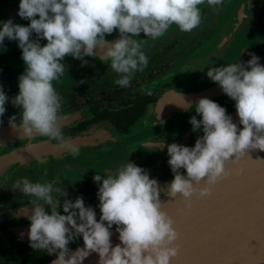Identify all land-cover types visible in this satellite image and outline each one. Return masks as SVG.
I'll return each instance as SVG.
<instances>
[{
    "label": "clouds",
    "instance_id": "1",
    "mask_svg": "<svg viewBox=\"0 0 264 264\" xmlns=\"http://www.w3.org/2000/svg\"><path fill=\"white\" fill-rule=\"evenodd\" d=\"M205 3L215 7L223 0H20L18 16L30 23L22 25L11 18L0 21V47L5 38L16 41L25 65L18 78V94L10 98L0 84V123L10 100L20 109L19 124L17 115L8 120L14 130L29 137H47L73 156L79 155V148L63 134L62 99L53 83L66 71L65 58L86 64V57L95 58L97 48L103 49V59L110 61L111 71L117 74L114 83L127 88L148 63L141 40L134 37L144 33L156 39L172 25L191 32L201 24L199 6ZM117 30L119 38L109 42L106 35ZM41 40L47 42L42 45ZM250 56L247 61L208 68L206 73L235 102L242 127L224 106L208 97L199 98L193 105L196 115L189 120L194 132H202L195 145H160L167 147L174 176L163 188L129 160L106 176L96 174L97 220L96 210L86 206L82 195L69 199L66 191L54 186L56 181L17 178L11 190L33 197L27 217L30 247L53 256L52 264H84L93 253L98 254V264H171L178 254L175 242L180 234L162 207L161 193L182 196L190 206L194 194L210 196L212 186L230 175L228 163L252 150L264 151V64L255 53ZM202 181L205 186L198 188ZM53 192H62V204L60 197L54 203ZM113 226L120 241L115 245ZM81 237L83 246L71 249L70 243Z\"/></svg>",
    "mask_w": 264,
    "mask_h": 264
},
{
    "label": "flooded vegetation",
    "instance_id": "2",
    "mask_svg": "<svg viewBox=\"0 0 264 264\" xmlns=\"http://www.w3.org/2000/svg\"><path fill=\"white\" fill-rule=\"evenodd\" d=\"M199 7L201 24L191 32H181L176 25H172L165 35L156 39L148 38L144 33L134 37L141 40V47L148 57V63L142 71L134 74L127 88L114 83L117 74L111 71L110 61L103 59V49L97 48L95 58L86 57V64L74 58L69 62L65 59L66 67L74 68L75 71L68 73L70 81L61 84L57 89L58 93L66 90L60 96L62 105L65 103L69 106L68 109H61L60 116L72 114L71 121L62 122L63 134L68 139L95 125L104 123L108 125L112 138L78 147L79 155L89 148L104 150L102 160L98 164L88 163L86 161L88 158L82 161L81 155L73 156L70 151L62 154H42L28 161H15L7 170L0 173V180L8 173L15 176L19 174L33 182L56 181L54 186L61 189L68 181L75 185L71 189L77 188L78 183L88 181L93 187L92 191L80 195L83 197L97 195L94 188L99 185L94 183L93 177L96 174L106 176L108 171H115L126 163L125 152L133 154L132 157L137 156V160L143 162L145 158L141 154L145 150H149L148 154L151 156L155 155L154 150L167 152V147L161 149L153 146L148 143L150 140L166 143L180 139L182 140L180 144L194 146L197 136L202 135L200 131L194 132L189 123L191 116L196 115L193 106L195 104H192L193 108L189 110H186V107L171 109L165 104L167 95L199 90L216 84L207 77L208 68L239 60L247 61L251 58L250 53L258 55L261 58L260 63L264 64V0H223L219 6L212 7L205 3ZM10 9L7 10V20L11 18L15 23L22 25L30 23L19 16L10 17ZM32 38L36 39L35 34ZM118 38V30L106 35L109 42ZM45 42L47 41L44 40L43 43ZM211 99L224 106L229 115L236 113L235 102L223 92ZM156 108L158 109L155 113ZM18 110L20 109L16 108L6 112L2 118L3 123L0 124H7L9 117L15 115L14 112ZM19 121L20 115L17 114L16 122ZM233 122L242 127L239 125L237 113ZM126 136L135 137L132 141L136 142L134 147L122 145ZM46 139L49 138L31 136V140L35 142ZM25 141L27 140L17 139L0 146V152L21 145ZM65 158L74 162L64 165L61 161ZM166 159L168 158L165 157L160 162ZM68 169L70 173L64 175ZM38 170L44 174H54V177L35 179ZM181 171L185 172L183 169ZM173 178L171 168L158 175V181L163 185ZM71 189L69 191H72ZM13 195L15 193L9 194L6 189L0 190V201ZM16 198L21 199L20 204L11 202L0 209V264L15 260L19 253L25 257L31 255L38 259L44 255V251L32 249L28 239L30 221L27 217L33 207L30 202L33 197L17 193ZM96 200L98 197L88 202L94 203ZM57 210L63 214L62 208L58 207ZM96 212L99 220L100 211ZM80 243H83L82 237L69 246L72 249ZM52 258L54 257L51 256L46 261Z\"/></svg>",
    "mask_w": 264,
    "mask_h": 264
},
{
    "label": "water",
    "instance_id": "3",
    "mask_svg": "<svg viewBox=\"0 0 264 264\" xmlns=\"http://www.w3.org/2000/svg\"><path fill=\"white\" fill-rule=\"evenodd\" d=\"M18 10L19 6L12 7L10 17L18 16ZM222 92L218 84L185 93L174 92L167 95L165 104L171 109H182L195 104L199 98L211 99ZM230 116L235 118L236 113ZM60 117L62 122L71 121L72 114ZM110 137H113L111 130L104 123L66 140L79 147L104 142ZM17 139L27 141L0 152V173L15 161L69 151L56 141L35 142L9 123L0 124V146ZM173 142L180 144L182 140ZM148 143L160 147L164 142L150 140ZM226 167L230 175L212 186L210 196L194 194L190 206L182 196H161L162 207L174 219V227L180 234L175 242L178 254L171 259V264H264V151L252 150ZM204 186L203 181L197 185L198 188ZM118 236L114 228L113 245L120 243ZM82 246L83 243L72 249ZM53 259L42 264H52ZM98 259V254L93 253L84 264H98Z\"/></svg>",
    "mask_w": 264,
    "mask_h": 264
},
{
    "label": "rangeland",
    "instance_id": "4",
    "mask_svg": "<svg viewBox=\"0 0 264 264\" xmlns=\"http://www.w3.org/2000/svg\"><path fill=\"white\" fill-rule=\"evenodd\" d=\"M19 3H20V0H0V21H6L7 20V10L10 9L11 7H13V5H16ZM40 42L42 43V45L46 43V42L43 43L44 40H41ZM16 50H18V51H16ZM21 51L22 50L18 47V43L16 41H10L7 38H5L4 46L0 47V84L3 85L5 93L10 98L15 96L16 94H18V92H19L18 78H19L20 74L23 73L25 70L24 62H23L22 58H20L21 57ZM65 59L67 62H69V60H73V58L71 56L66 57ZM76 70H79V69H76ZM73 71H75L74 68L66 67V71H65L63 77H61V79L59 81L53 82L56 90L59 89V86L61 84H65V83H68L70 81L69 76L67 74L70 72H73ZM65 91L66 90L63 89V92H65ZM63 92L60 91L59 95H62ZM64 97L66 98L67 96L65 95ZM230 103H232V102H230ZM16 108L17 107H14L11 104L10 100H9V102L6 103V109H7L6 112L14 110ZM68 108H69V106L64 103L62 105L61 109H68ZM157 109L158 108L155 109V113H156ZM14 113H15V115H17V114L20 115V110L15 111ZM153 129H155V128H153ZM134 139H135V137H133V136H126V137H124L122 145L125 147H131V146L134 147L135 143H136V142H132ZM145 151H146V153H145ZM145 151H144L145 154L144 153L141 154L143 156V158H145L143 160V162H141L139 159L137 160V156L132 157L133 154H129L128 152H125L124 155H125V157H127V161L129 160V161L136 163L137 165H140L145 171H147L150 174L151 178H155L158 180V175L162 171H165L166 169L170 168V165L168 164V159H169L168 154L166 151L154 150L153 152H155V155L151 156L150 154H148L149 150H145ZM103 152H104V150H102L101 148H89V149L85 150L84 153H82V154L80 153L81 160L85 161L84 159L88 158L86 160L88 163L95 162V164H98L102 160ZM145 156H147V157H145ZM165 157H167L168 159L160 162L161 159H163ZM155 159H156V161H155ZM73 162H70V160L68 158H65L64 161L63 160L61 161L62 164H64V163L68 164V163H73ZM37 172H38L37 177L35 179H45V178L49 179V178L54 177V174H44L40 170H38ZM66 173L67 174L70 173L69 169L64 172V175ZM17 178H24V176L19 175V174H16V176H15V175H12L11 173H8L7 175H4L2 177V179L0 180V190L6 189V191L9 194L15 193V195L9 196V198H7L6 200L0 201V209L4 208L5 205H7L8 203H11V202L18 203V204L21 203V199L16 198V194L19 192L18 191L14 192L11 190L12 184L15 182V180ZM65 178H67V177H65ZM88 183H89L88 181L78 183L77 188L71 189L75 185L73 183H71V181H68V184H67V182H65V185H63V190L68 193L69 199L75 200L78 196H81L80 194L83 193L86 195V194H88V192L92 191L93 187H91V185ZM159 185L161 188L164 187V185L161 184L160 182H159ZM98 187L99 186H97V188H94V189H96V192H98ZM69 189H71L72 191H69ZM161 195H163V193H161ZM53 197H54V203H55V200L58 199L59 197H60L61 204L63 203L64 197L62 196V192L61 193L53 192ZM95 197H97V195L92 194V195H87L83 198H84L86 206H91L96 211H100L99 208L97 207V205L99 204V200H96V202H94V203L88 202V201L92 200V198H95ZM80 244H82V243H80Z\"/></svg>",
    "mask_w": 264,
    "mask_h": 264
},
{
    "label": "trees",
    "instance_id": "5",
    "mask_svg": "<svg viewBox=\"0 0 264 264\" xmlns=\"http://www.w3.org/2000/svg\"><path fill=\"white\" fill-rule=\"evenodd\" d=\"M49 258H51V256L48 255L46 252H44V255L39 259L31 255L25 257L24 254L19 253L15 260L4 261V264H42Z\"/></svg>",
    "mask_w": 264,
    "mask_h": 264
}]
</instances>
